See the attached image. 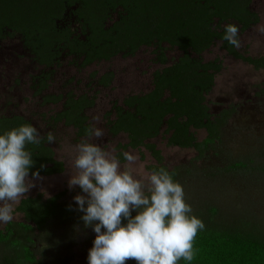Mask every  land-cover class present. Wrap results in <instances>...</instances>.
Here are the masks:
<instances>
[{
  "label": "trees",
  "instance_id": "16d2710c",
  "mask_svg": "<svg viewBox=\"0 0 264 264\" xmlns=\"http://www.w3.org/2000/svg\"><path fill=\"white\" fill-rule=\"evenodd\" d=\"M253 0H0V37L6 30L20 33L40 64L52 66L54 58L70 46V53L86 55L83 67L95 60H110L122 53L130 56L142 46L155 48V61L161 68L153 74V87L146 93L128 95L123 105H115L106 118L112 134H125L126 143L116 146L117 158L125 161L129 149H145L156 160L147 165L151 172L164 168L176 181L180 169L169 170L162 151L152 142L159 136L169 146L193 148L200 157L222 143L224 128L231 112L215 116L207 101L223 70V60L205 61L202 54L222 43L227 53L256 69H264V53L254 57L230 45L223 39L224 26L235 24L239 34L260 22L251 9ZM72 10L85 40L71 39L70 27L63 33L56 20ZM117 19L114 20V16ZM114 20V21H113ZM74 43V44H73ZM75 45V47L73 45ZM72 45V47H71ZM180 55L170 62L167 49ZM48 77V74H45ZM113 73L106 74L101 83L109 86ZM48 86L44 81L42 87ZM62 96L48 97L59 101ZM94 99L87 95H70L64 110L53 115L51 124L64 123L76 129L79 138L88 137L92 127L86 108ZM31 123L22 116L0 118V134L22 124ZM206 130L207 137L199 140L197 131ZM32 152L34 167L40 176L62 174L64 161L56 157L47 136L39 145H27ZM142 159L145 155L141 153ZM41 165L44 167L41 168ZM239 168L238 165L230 166ZM245 167V166H243ZM262 169H264L262 167ZM63 190L49 198L42 193L22 198L15 212L24 214L25 221L8 223L0 230V243L17 248L23 261L35 260L31 247L36 230H45L51 222L60 224L80 214L74 203L63 200ZM71 205V209L69 208ZM134 215V214H133ZM195 259L192 264H264V237L250 231L220 229L205 224L193 241ZM178 264H188L181 259Z\"/></svg>",
  "mask_w": 264,
  "mask_h": 264
},
{
  "label": "rangeland",
  "instance_id": "374dc122",
  "mask_svg": "<svg viewBox=\"0 0 264 264\" xmlns=\"http://www.w3.org/2000/svg\"><path fill=\"white\" fill-rule=\"evenodd\" d=\"M252 6L259 13L260 22L239 34L241 46L238 49L257 57L264 53V33L258 31L259 26H264V0H253ZM167 50L170 61L180 55L177 50ZM202 58L205 61L223 60V70L216 76L215 87L207 96L215 116L231 112L222 143L200 157L193 148L169 146L163 136L152 142L162 151L164 164L169 170L180 169L176 181L183 186L185 201L191 205L193 215L204 224L220 229L250 231L264 237V69H256L229 55L221 42L204 52ZM159 68L161 65L155 62L152 48H143L131 57L119 55L84 70L70 65L66 59L55 70L54 80L46 93L59 94L72 90L81 94L88 91L91 72L113 71V84L108 88L97 87L96 104L87 110V115L91 125L104 132L102 139H93L92 142L117 155L116 146L126 143L127 136L110 132L106 112L115 100L121 101L128 94L151 90L153 74ZM43 69L20 37L0 42V114L28 118L38 128L41 137L53 134L55 142L51 146L56 157L66 165L62 174L41 176L36 186L21 199L39 193L46 199L65 190L63 200L74 203V196L81 190L79 187L68 188L69 177L74 173L69 154L75 145L89 136L79 138L74 127L49 122L50 117L61 111L63 106L45 105L43 97L35 95L33 83ZM72 77L76 78V82L67 87V81ZM197 137L200 141L204 140L206 130L197 131ZM126 152L138 157L131 171L147 184V177L152 172L146 167L156 164V160L145 149H129ZM141 153L145 159H142ZM120 162L122 167L127 164V161ZM233 164L239 168H231ZM19 202L14 205V222L25 221L24 214L15 212ZM79 213L75 219L60 224L51 222L45 230L33 233L31 249L35 260L31 263L23 261L16 247L0 243V264H88V250L92 247L95 233L91 228H84L80 219L82 213ZM7 224H0V230ZM126 264L136 262L128 260Z\"/></svg>",
  "mask_w": 264,
  "mask_h": 264
},
{
  "label": "clouds",
  "instance_id": "9594fccd",
  "mask_svg": "<svg viewBox=\"0 0 264 264\" xmlns=\"http://www.w3.org/2000/svg\"><path fill=\"white\" fill-rule=\"evenodd\" d=\"M223 31L224 40L241 46L237 25L227 24ZM258 31L264 33V26ZM88 132L69 154L74 173L68 180L69 189L81 190L73 200L84 228L95 233L88 264H178L181 259L192 264L193 241L205 224L192 214L183 186L164 168L145 184L131 171L137 156L123 153L127 164L122 167L116 155L92 142L103 138V130L92 126ZM41 139L30 123L0 134V224L14 220V205L41 179L39 170L32 171L35 162L27 148ZM47 141L55 142V136L48 133Z\"/></svg>",
  "mask_w": 264,
  "mask_h": 264
},
{
  "label": "flooded vegetation",
  "instance_id": "af4514ba",
  "mask_svg": "<svg viewBox=\"0 0 264 264\" xmlns=\"http://www.w3.org/2000/svg\"><path fill=\"white\" fill-rule=\"evenodd\" d=\"M253 2L251 4V9H253ZM255 11V10H254ZM257 12V11H255ZM258 13V12H257ZM259 14V13H258ZM260 16V15H259ZM117 15L114 16V20L117 19ZM113 20V21H114ZM77 21V17L76 15L74 14V12H72V10H68L65 12L64 16L63 17H60L56 20L57 22V28H59L58 30L60 31L59 33H63L65 32L66 30H68V28L70 27V30L72 32V36H71V39L72 41L74 42V39L75 38H78V39H83L85 40V34H83L82 32V29L80 28V26H78V24L76 23ZM253 27V26H252ZM251 27V28H252ZM250 29V28H249ZM248 29V30H249ZM247 30V31H248ZM14 37H20V39L22 40V42L24 43L25 47L27 50H29L33 57H34V60L36 61L37 64H39L40 66L44 67L43 71L41 73H39L36 77H35V80H34V85H33V90H34V93L36 96H42V102L43 104L45 105H57V104H62L63 108L61 111L64 110V107H65V104L66 102L68 101V98L70 95H74L76 98L80 97V96H83V95H87L89 97V99H94V104L93 106L91 107H88L86 108V115H87V110L91 109L92 107L95 106L96 104V100H97V95L98 93H96V89L97 87H105V88H108L110 87L113 82H114V79H115V73L111 70H108V71H103L101 72L100 70H96V71H93L90 73L89 75V82H88V85H87V88H88V91L84 92V93H81V94H76L74 91L70 90L66 93H59V94H47L46 92L48 91V89L51 87V84L54 80V74H55V70L59 67H61L63 65V61L68 59L69 60V63L70 65L72 66H75L81 70H84V69H87L89 68L90 66H93L94 64H99V63H102V62H107V61H110L112 60L113 58L119 56V55H122L124 56V54L122 53H119V54H116L114 55L110 60H95L93 61L92 63H90L89 65L83 67L82 64L85 62V59H86V55H81L80 57H78L75 53H70V46H68L67 48H65V50H62L61 52V55L59 56H56V58H54V62L52 64V66L50 67H46L45 65L43 64H40V62L38 61L37 57H36V54L33 53V51L31 50V48L26 44V41L23 39L22 35L20 33H16L14 32L13 29H8L5 31L4 35L2 37H0V42L3 41V40H6L7 38H14ZM76 40V39H75ZM74 44V43H73ZM72 44V45H73ZM71 45V47H72ZM75 47V45H73ZM143 48H152L153 50H155L154 47L150 46H142L140 47L136 52L135 54L133 55H130V56H124V57H131V56H134L136 55L140 50H142ZM167 54H168V50H167ZM154 55H155V59H156V54L154 52ZM169 58V56H168ZM170 60V59H169ZM156 62V61H155ZM172 62V61H170ZM157 63V62H156ZM48 74V77L45 76V74ZM108 73H113V79H112V82L109 86H105L101 83V79ZM44 81H47L48 82V86L44 89H42L40 92H38V90L42 87V85L44 84ZM74 82H76V78L72 77L70 78L68 81H67V87L68 85L70 84H73ZM150 91V90H149ZM146 93V92H144ZM134 94H140V93H134ZM134 94H128V95H134ZM126 95V96H128ZM57 96H62V98L59 100V101H47L46 98L48 97H57ZM125 96V97H126ZM125 97L119 101V100H115L112 102V105H111V109L108 110V111H111L113 110L114 106L115 105H120L122 106L123 105V102H124V99ZM59 111V112H61ZM107 111V112H108ZM106 112V114H107ZM57 114V113H56ZM55 115V114H54ZM14 116H22V115H17V114H14V115H2L0 114V118H3V117H8V118H11V117H14ZM88 116V115H87ZM106 116V115H105ZM220 116V115H218ZM24 117V116H22ZM52 117V116H51ZM50 117V119H51ZM26 118V117H24ZM28 119V118H26ZM107 119V118H106ZM29 120V119H28ZM90 122V119L88 120ZM50 122V120H49ZM108 122V120H107ZM32 123V122H31ZM227 124V122H226ZM109 126V124H108ZM110 130V129H109ZM111 132V131H110ZM114 135V134H113ZM44 137V136H43Z\"/></svg>",
  "mask_w": 264,
  "mask_h": 264
}]
</instances>
